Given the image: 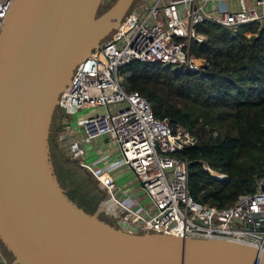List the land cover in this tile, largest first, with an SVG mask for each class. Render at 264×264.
Instances as JSON below:
<instances>
[{
  "label": "water",
  "instance_id": "water-1",
  "mask_svg": "<svg viewBox=\"0 0 264 264\" xmlns=\"http://www.w3.org/2000/svg\"><path fill=\"white\" fill-rule=\"evenodd\" d=\"M132 1L13 0L0 34L1 246L12 264H264L247 244L117 228L78 207L53 175L58 98Z\"/></svg>",
  "mask_w": 264,
  "mask_h": 264
},
{
  "label": "built area",
  "instance_id": "built-area-1",
  "mask_svg": "<svg viewBox=\"0 0 264 264\" xmlns=\"http://www.w3.org/2000/svg\"><path fill=\"white\" fill-rule=\"evenodd\" d=\"M227 3L237 8H225ZM12 4L13 0H0V34ZM263 21L264 0H152L126 15L112 36L74 69L57 106L64 116L75 111H86V115L77 118L74 126L64 118L58 141L66 142L69 158L103 187L106 196L101 207L117 219L119 228H131L137 234L235 242L264 251V174L256 178L252 192L239 194L228 207L193 199L188 189L189 163L177 154L192 146L194 138L180 127L173 132L168 120L154 117L143 96L126 90L124 82L131 74L123 70L140 62L201 72L206 61L191 52L192 43L205 41L197 31L199 25L234 30ZM102 137L120 154L105 172L83 162L84 146ZM203 167L212 177V170ZM123 168L133 173L150 210L142 206L134 210L115 197L111 173ZM219 175L221 179L212 178L227 181L226 175ZM0 264H10L1 249Z\"/></svg>",
  "mask_w": 264,
  "mask_h": 264
},
{
  "label": "trees",
  "instance_id": "trees-1",
  "mask_svg": "<svg viewBox=\"0 0 264 264\" xmlns=\"http://www.w3.org/2000/svg\"><path fill=\"white\" fill-rule=\"evenodd\" d=\"M108 7L101 6L99 13ZM197 31L205 41L192 43L191 52L206 61L205 69L133 62L123 68L131 74L125 87L143 96L154 117L168 120L173 132L180 127L194 138L177 154L189 163V192L199 203L224 208L239 194L252 192L264 174V21L234 30L203 23ZM48 144L51 148L50 138ZM58 164L69 199L93 213L79 176L65 169L69 163L60 157ZM203 164L227 181H215Z\"/></svg>",
  "mask_w": 264,
  "mask_h": 264
},
{
  "label": "rangeland",
  "instance_id": "rangeland-1",
  "mask_svg": "<svg viewBox=\"0 0 264 264\" xmlns=\"http://www.w3.org/2000/svg\"><path fill=\"white\" fill-rule=\"evenodd\" d=\"M149 1L152 0H133L130 8L128 9L126 15H128L133 9L139 7L140 5H143ZM110 4H108L109 6ZM107 6V5H106ZM223 6L225 8H237L235 6V4H223ZM105 9V8H104ZM125 15V16H126ZM124 16V17H125ZM123 17V19H124ZM123 19L121 21H123ZM114 33V31H111L106 37H104L99 44L106 42ZM125 85V82H124ZM86 111H75V112H70L68 113L66 116H64V114L62 113V111L59 109V107L57 106L52 114L51 117V122H50V126H49V133H48V140L50 138L51 140V148L49 147V152H50V158L53 164L52 167V172L53 175L56 177L58 184L61 186V188L63 190L69 191V189L63 184V182H61V180L59 178H62L64 180V173L61 170V168H59V157L63 160V162L69 163L65 165V169H68L70 171H72V173H74V175L76 174V176H79V180L80 183H78V186H80V188L82 189L81 191H83V193L85 192L87 195H89V199H90V203H93L95 207L100 208V200L104 199L106 196L105 190L99 186V184L95 181V179L93 178L92 174L79 166V164L75 161H72L69 156L67 155V144L66 142H59L58 141V136L64 131V118H66L67 121L70 122V124L72 126H74L75 121L77 118H82L85 114ZM88 112V111H87ZM76 129V127H75ZM94 143L96 142L95 140H93ZM92 141V142H93ZM91 142V143H92ZM106 147H108L111 150L112 155H116L115 153V148L113 143L108 140L107 144H105ZM84 162V160H83ZM85 163V162H84ZM122 175L120 176V180L119 183H117V180L114 182L116 183L115 185L117 187H115L114 189V193L117 197L122 196L120 194L119 191V187L118 185H124V189L126 187H129L131 190V193L134 195L133 197H135V199H137L138 203L140 206L144 207L145 209L150 210L151 206L149 205V199L145 196L144 192L142 191V189L140 188L139 183L136 181L134 175L132 172L126 170L125 168L122 169ZM62 177H60V176ZM121 189V188H120ZM123 190V188H122ZM68 196V195H67ZM86 196V195H85ZM88 198V197H87ZM102 208V207H101ZM115 220V227H118V223H117V219L113 218ZM0 249L3 253L4 256H9L8 258L11 259L10 255L8 254V252L5 251V249L1 246L0 244Z\"/></svg>",
  "mask_w": 264,
  "mask_h": 264
},
{
  "label": "crops",
  "instance_id": "crops-1",
  "mask_svg": "<svg viewBox=\"0 0 264 264\" xmlns=\"http://www.w3.org/2000/svg\"><path fill=\"white\" fill-rule=\"evenodd\" d=\"M77 137H80V134H77ZM94 140L96 141L95 143L93 141L92 143L84 146V149H85V157H84L85 165L88 166L89 168H91L92 170L94 169V170L99 171V172H101V171L105 172L109 169V164H111L112 162H114L116 160H119L120 154H119L117 148L114 146L116 155L113 156L111 153V150L105 146V144H107V141L109 140L107 137L95 138ZM122 171H123L122 169H118V170L111 173L114 180L115 181L117 180V183H119V180H120L119 178L122 175ZM115 187H117V186L115 185ZM118 187H119L118 192H120V194L122 196L117 197L115 195V197L118 200H120L121 202L125 203L130 208H133L134 210L139 209L140 205H139L137 199H135V197H133L134 195L131 193L130 188L126 187L124 189V185L122 186L120 184L118 185ZM122 188H123V190H122ZM103 200L104 199H101L100 202H102ZM92 210H93V213H91L92 215H96V216H98L99 219L115 226L114 225L115 220L110 216V214H108L106 212V210H103V208H101V204H100V208L94 206ZM5 257L8 260V262L10 264H12V259H9L8 256H5Z\"/></svg>",
  "mask_w": 264,
  "mask_h": 264
},
{
  "label": "bare ground",
  "instance_id": "bare-ground-1",
  "mask_svg": "<svg viewBox=\"0 0 264 264\" xmlns=\"http://www.w3.org/2000/svg\"><path fill=\"white\" fill-rule=\"evenodd\" d=\"M212 177H213L214 179H216V180L221 179V176H220L218 173L213 172V171H212Z\"/></svg>",
  "mask_w": 264,
  "mask_h": 264
}]
</instances>
